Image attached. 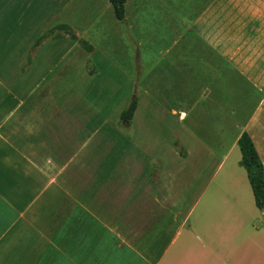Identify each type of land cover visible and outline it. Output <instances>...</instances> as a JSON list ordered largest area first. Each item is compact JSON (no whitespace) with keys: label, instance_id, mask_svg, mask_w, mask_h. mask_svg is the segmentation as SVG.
Returning a JSON list of instances; mask_svg holds the SVG:
<instances>
[{"label":"crops","instance_id":"0c3cea01","mask_svg":"<svg viewBox=\"0 0 264 264\" xmlns=\"http://www.w3.org/2000/svg\"><path fill=\"white\" fill-rule=\"evenodd\" d=\"M59 2L33 45L53 68L0 62V264H264L237 146L246 132L264 171V0H126L122 21L109 0ZM130 28L151 62L138 39L107 130L72 72L92 78L95 30Z\"/></svg>","mask_w":264,"mask_h":264},{"label":"rangeland","instance_id":"374dc122","mask_svg":"<svg viewBox=\"0 0 264 264\" xmlns=\"http://www.w3.org/2000/svg\"><path fill=\"white\" fill-rule=\"evenodd\" d=\"M59 0H0V62H30L31 65L40 68L44 65L45 71L53 68L56 56L48 54L45 45H33L42 40V32L49 21H55L54 15L58 8ZM148 7V0H146ZM148 11V8H147ZM131 16L127 25L132 23L134 10L128 12ZM148 20V18H147ZM98 38V50L94 55V70L92 78H83V68L76 65L72 75L79 77L77 83L78 101L85 116L93 114L94 123L101 122L103 117L108 116L103 129L110 130L114 127L116 109H122L121 103L132 94L133 88V62L139 55L137 40H141L142 62H151L149 50L150 35L148 32L137 35L133 28L126 32L113 34L105 37L103 30H95ZM53 49V47H52ZM46 53V58L44 55ZM61 53L66 56L65 48ZM44 63V64H43ZM67 62L62 60V65ZM87 75V74H86ZM102 92L103 95L86 93ZM94 99L95 107L99 111L87 109L84 106ZM177 124V121H176ZM178 127H181L178 124ZM177 136L181 138V130L175 129ZM234 159L232 153L229 161Z\"/></svg>","mask_w":264,"mask_h":264},{"label":"trees","instance_id":"16d2710c","mask_svg":"<svg viewBox=\"0 0 264 264\" xmlns=\"http://www.w3.org/2000/svg\"><path fill=\"white\" fill-rule=\"evenodd\" d=\"M113 7V12L117 20L122 21L125 14V2L126 0H109ZM59 28L68 30L66 25H59ZM71 38L76 39V36L71 33ZM80 44L87 45L84 40H78ZM90 49L91 47L88 46ZM135 102L134 100L128 105V107L121 112V118L123 120H129L134 112ZM237 146L240 151L239 165L245 169L249 185L254 198V203L257 208L264 209V171L261 160L253 146V143L246 132H242L237 139Z\"/></svg>","mask_w":264,"mask_h":264}]
</instances>
